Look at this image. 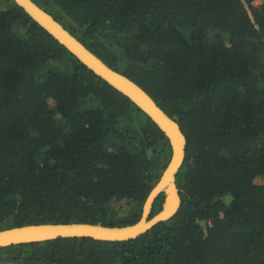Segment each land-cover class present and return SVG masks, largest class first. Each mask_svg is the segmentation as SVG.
Returning <instances> with one entry per match:
<instances>
[{"label":"trees","instance_id":"1","mask_svg":"<svg viewBox=\"0 0 264 264\" xmlns=\"http://www.w3.org/2000/svg\"><path fill=\"white\" fill-rule=\"evenodd\" d=\"M33 1L178 122L181 204L130 240L11 244L0 264H264V0ZM170 154L142 110L0 0V230L132 224Z\"/></svg>","mask_w":264,"mask_h":264},{"label":"water","instance_id":"2","mask_svg":"<svg viewBox=\"0 0 264 264\" xmlns=\"http://www.w3.org/2000/svg\"><path fill=\"white\" fill-rule=\"evenodd\" d=\"M13 1L88 69L142 110L168 138L171 154L158 180L148 193L142 206L141 216L136 222L121 226L80 221L14 226L0 230V248L11 244L62 237H90L108 241L130 240L140 236L156 223L172 217L181 204L176 174L184 161L187 143L178 122L169 116L140 85L107 65L33 0ZM161 193L164 194L161 209L151 215L154 201Z\"/></svg>","mask_w":264,"mask_h":264},{"label":"rangeland","instance_id":"3","mask_svg":"<svg viewBox=\"0 0 264 264\" xmlns=\"http://www.w3.org/2000/svg\"><path fill=\"white\" fill-rule=\"evenodd\" d=\"M261 3V0H254V4H260Z\"/></svg>","mask_w":264,"mask_h":264}]
</instances>
